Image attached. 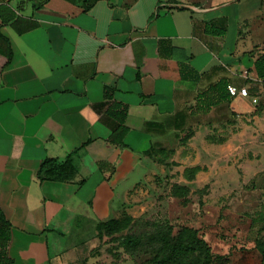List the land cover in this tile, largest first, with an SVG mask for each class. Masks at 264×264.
Returning <instances> with one entry per match:
<instances>
[{"label": "crops", "instance_id": "crops-1", "mask_svg": "<svg viewBox=\"0 0 264 264\" xmlns=\"http://www.w3.org/2000/svg\"><path fill=\"white\" fill-rule=\"evenodd\" d=\"M8 7L39 23L18 35L0 16L13 50L0 72L8 255L13 264H134L100 247L96 224L126 211L144 154L200 92L222 80L249 91L264 85L255 70L264 0H13ZM223 20L225 35L206 31ZM106 87L128 106L124 147L109 141L116 123L106 116ZM70 154L73 180L38 179L45 159Z\"/></svg>", "mask_w": 264, "mask_h": 264}, {"label": "rangeland", "instance_id": "rangeland-1", "mask_svg": "<svg viewBox=\"0 0 264 264\" xmlns=\"http://www.w3.org/2000/svg\"><path fill=\"white\" fill-rule=\"evenodd\" d=\"M255 92L258 104L246 106L213 104L204 92L184 108L180 124H166L122 202L126 211L118 219L134 220L125 234H151L156 224L174 232L189 226L219 257L215 264H262L256 241L264 239V85ZM105 238L100 247L126 254L119 237ZM152 258L132 257L134 264Z\"/></svg>", "mask_w": 264, "mask_h": 264}, {"label": "trees", "instance_id": "trees-1", "mask_svg": "<svg viewBox=\"0 0 264 264\" xmlns=\"http://www.w3.org/2000/svg\"><path fill=\"white\" fill-rule=\"evenodd\" d=\"M13 0H0V16L3 25H9L18 35H23L39 27V23L31 18L18 16L12 11L8 4ZM49 0H42L46 3ZM91 6L88 5L87 9ZM206 31L210 34L223 36L226 34V24L223 20L222 24L212 22L207 24ZM13 59V50L11 41L0 31V72L10 65ZM255 70L258 77L264 83V53L257 59ZM231 85L226 80L219 81L209 86L205 91L198 94V98L207 92L213 104L222 101H232L233 98L228 92V86ZM256 90L250 91L255 96ZM112 88H105V97L111 101V105L106 112L107 117L115 120L116 127L109 141L119 147L126 146L124 139L129 132L126 126V118L128 116V106L114 100ZM181 113L177 114L175 123L180 124ZM91 140L83 146H87ZM155 145V144H154ZM154 145L145 153L149 154ZM76 166L74 164L73 154L67 156L64 160L55 158L45 159L38 171L37 177L41 182L55 181L68 182L76 176ZM134 223L130 216L123 219H109L97 225V232L100 238L109 237L116 239L119 237L121 249L130 257L134 255H142L148 253L153 255L151 264H215L218 260L209 244L200 236L198 229L181 226L174 232L171 225H155V231L151 234H135L128 233ZM10 222L5 218L0 210V264H13V260L8 255V245L10 241ZM100 231L105 233L101 236ZM256 249L261 255L262 264H264V239L256 241ZM115 255V254H114Z\"/></svg>", "mask_w": 264, "mask_h": 264}, {"label": "built area", "instance_id": "built-area-1", "mask_svg": "<svg viewBox=\"0 0 264 264\" xmlns=\"http://www.w3.org/2000/svg\"><path fill=\"white\" fill-rule=\"evenodd\" d=\"M228 92L233 99H248L251 105H257L259 102V98L251 95L249 88L245 86L238 88L234 85H229Z\"/></svg>", "mask_w": 264, "mask_h": 264}]
</instances>
